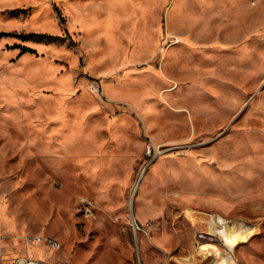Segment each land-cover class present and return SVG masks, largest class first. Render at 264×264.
<instances>
[{
    "label": "rangeland",
    "instance_id": "1",
    "mask_svg": "<svg viewBox=\"0 0 264 264\" xmlns=\"http://www.w3.org/2000/svg\"><path fill=\"white\" fill-rule=\"evenodd\" d=\"M0 33L3 264L25 233L53 264H264V0H0Z\"/></svg>",
    "mask_w": 264,
    "mask_h": 264
},
{
    "label": "built area",
    "instance_id": "2",
    "mask_svg": "<svg viewBox=\"0 0 264 264\" xmlns=\"http://www.w3.org/2000/svg\"><path fill=\"white\" fill-rule=\"evenodd\" d=\"M219 215L215 216L214 218H217ZM215 221V219H214ZM227 224V219L223 217V221L219 222L217 226L220 228H225ZM218 227V228H219ZM18 239H21L23 244L26 246L23 255H20L16 258L13 264H53L48 260H44L41 258H35L32 256L30 253L29 249V244L32 242H38V243H43L45 242L46 244H49L51 246L56 247L57 249L62 248V243L61 241L52 235H42V234H37V233H25L20 236H16ZM3 238L0 236V264H3L2 262V253H3V248L5 247L3 244ZM54 264H69L67 261H61L57 262Z\"/></svg>",
    "mask_w": 264,
    "mask_h": 264
},
{
    "label": "trees",
    "instance_id": "3",
    "mask_svg": "<svg viewBox=\"0 0 264 264\" xmlns=\"http://www.w3.org/2000/svg\"><path fill=\"white\" fill-rule=\"evenodd\" d=\"M11 34H15V33H11ZM17 34H20L21 36H31V34H34V33H17ZM36 36H38L40 39L45 40V41H56L60 39V36L58 35H52V34H47V33H36ZM35 50L36 49L32 46L22 45L21 53L27 52V51L35 52Z\"/></svg>",
    "mask_w": 264,
    "mask_h": 264
},
{
    "label": "bare ground",
    "instance_id": "4",
    "mask_svg": "<svg viewBox=\"0 0 264 264\" xmlns=\"http://www.w3.org/2000/svg\"><path fill=\"white\" fill-rule=\"evenodd\" d=\"M214 219H215L214 222L219 223V222L223 221V216H218L217 218H214ZM240 235L241 234L238 231L231 229V232H229V234H227V235H224V237L226 240L231 241V243H235V242L241 240ZM229 255L230 256L227 259V263L230 262L229 259L233 257L232 252Z\"/></svg>",
    "mask_w": 264,
    "mask_h": 264
},
{
    "label": "crops",
    "instance_id": "5",
    "mask_svg": "<svg viewBox=\"0 0 264 264\" xmlns=\"http://www.w3.org/2000/svg\"><path fill=\"white\" fill-rule=\"evenodd\" d=\"M4 242V241H3Z\"/></svg>",
    "mask_w": 264,
    "mask_h": 264
}]
</instances>
